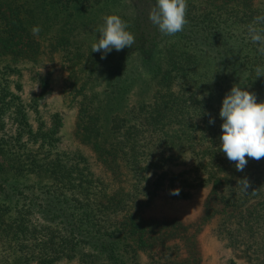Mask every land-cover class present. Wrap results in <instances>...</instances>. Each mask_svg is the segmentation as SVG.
Masks as SVG:
<instances>
[{
	"label": "trees",
	"instance_id": "1",
	"mask_svg": "<svg viewBox=\"0 0 264 264\" xmlns=\"http://www.w3.org/2000/svg\"><path fill=\"white\" fill-rule=\"evenodd\" d=\"M154 4L0 0V264H142L139 250L148 264H193L169 240L185 236L190 252L195 222L142 215L164 188L186 198L206 187L200 223L217 201L213 232L245 255L264 253V158L238 172L219 140V109L234 84L264 101L255 72L264 55L248 33L264 0H187L188 23L175 36L149 20ZM110 14L127 22L135 43L101 59L91 45ZM54 53L77 107L74 138L90 146L106 178L80 149L59 147L57 111L47 121L38 115L47 75L34 72L40 90L28 101L19 93L20 65ZM245 177L248 192L238 181ZM176 188L180 195H169Z\"/></svg>",
	"mask_w": 264,
	"mask_h": 264
},
{
	"label": "rangeland",
	"instance_id": "2",
	"mask_svg": "<svg viewBox=\"0 0 264 264\" xmlns=\"http://www.w3.org/2000/svg\"><path fill=\"white\" fill-rule=\"evenodd\" d=\"M2 61L4 59L0 58V62ZM20 67L21 75L19 79L22 87L19 93L25 101H28L32 94H37L40 90L39 84L34 77V72L39 71L48 77L47 90L38 99L37 109L38 115L46 121L54 111H57L61 116L62 124L60 127L61 139L59 147L80 149L89 158L95 172H99L103 178H106L109 171H106L102 165L93 161L95 158L90 146L74 138L73 125L77 107L71 96L67 93V70L61 58H58L56 53H54L51 60L47 59L46 56H42L41 59L34 63H22ZM36 85L37 88H35ZM33 116L34 113L30 110L29 120L32 124H35ZM16 179L20 180L21 178ZM207 190L206 187H200L194 190L189 197L172 198L167 196L165 188L161 189L157 192L151 203L143 210L142 215L158 220L174 218L185 224L187 222H195L192 228V237H189L192 242V244L190 243V252L184 244L185 236H176L169 240L171 244L175 242L177 253L182 258L187 255L188 259L193 261V264H228L230 258H233L236 264H264V253H259L256 256L249 251L245 255L241 251L242 249L233 248L226 243L224 238L217 236L213 232V227L220 215V210L218 209H220L221 205L219 202L213 200L209 202L216 211L210 218L200 223L199 216L202 213ZM138 252L141 263L148 264L149 257L146 251L139 250ZM54 264H73V261L59 260Z\"/></svg>",
	"mask_w": 264,
	"mask_h": 264
},
{
	"label": "clouds",
	"instance_id": "3",
	"mask_svg": "<svg viewBox=\"0 0 264 264\" xmlns=\"http://www.w3.org/2000/svg\"><path fill=\"white\" fill-rule=\"evenodd\" d=\"M186 13L187 0H155L149 12V20L162 35L175 36L188 23ZM102 19L103 24L97 29L99 37L91 45V51L101 52V59H104L113 49L119 52L126 47L131 48L135 36L127 30V22L116 14L105 15ZM257 25H264V16L254 17L248 26L251 42L260 45L258 51L264 55V27ZM40 30L39 26H33L31 32L36 36ZM255 72L256 77L264 76V68L257 67ZM219 117L222 120L220 151L235 164L238 172L244 170L249 158L256 161L264 158V101L257 102L255 93L234 84L222 99ZM209 123L214 121L210 119ZM238 181L242 191L248 192L251 187L248 179L245 177ZM169 195L179 196L180 189L169 190Z\"/></svg>",
	"mask_w": 264,
	"mask_h": 264
}]
</instances>
